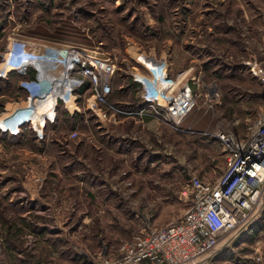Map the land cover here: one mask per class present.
I'll return each instance as SVG.
<instances>
[{"label":"rangeland","instance_id":"374dc122","mask_svg":"<svg viewBox=\"0 0 264 264\" xmlns=\"http://www.w3.org/2000/svg\"><path fill=\"white\" fill-rule=\"evenodd\" d=\"M51 41L110 56L117 66L110 99L122 106H141L134 74L154 78L165 60L167 76L176 84L187 79L200 93L197 129L243 135L264 106V86L248 70L253 59L264 66V0H0V62L16 46ZM11 55L6 65L36 58ZM21 78L0 81V264H93L116 255L140 228L184 213L190 201L182 189L192 173L214 180L222 171L215 139L150 115L100 122L83 107L73 118L59 101L48 118L51 109L39 108L42 93L35 92V105H19L30 93ZM21 115L28 118L1 121ZM44 185L51 191L40 210L29 196ZM258 254L251 264H264V238L221 264Z\"/></svg>","mask_w":264,"mask_h":264},{"label":"built area","instance_id":"2783aa9c","mask_svg":"<svg viewBox=\"0 0 264 264\" xmlns=\"http://www.w3.org/2000/svg\"><path fill=\"white\" fill-rule=\"evenodd\" d=\"M36 50L35 61L8 69L1 66L4 53L0 76L15 70L22 77L19 84L30 93V83H40V92L56 85L59 92L55 105L62 102V108L70 113L84 107L96 115L97 121L111 123L150 115L176 129L215 139L223 151L222 171L214 180L190 175L182 189L190 204L180 217L164 225L140 228L118 247L116 255L99 256L93 264H213V259L264 210V106L243 135L216 126L197 129L193 124L200 117V93L187 79L176 84L167 76L164 59H159L165 70L158 76L149 78V71L134 74L133 81L141 84V106L136 108L110 99L117 68L110 56L87 46L56 41L42 43ZM29 70L34 72L32 78L27 77ZM248 70L264 86V66L253 59L248 62ZM55 105L53 114L46 117H55ZM190 116V124L185 126L183 122ZM76 134L74 131L71 135Z\"/></svg>","mask_w":264,"mask_h":264},{"label":"crops","instance_id":"0c3cea01","mask_svg":"<svg viewBox=\"0 0 264 264\" xmlns=\"http://www.w3.org/2000/svg\"><path fill=\"white\" fill-rule=\"evenodd\" d=\"M50 105V103H49ZM49 105L45 106L44 108L41 107V109L48 111L50 108ZM48 107V108H47ZM54 107V106H53ZM53 107H51V111L53 112ZM46 116V115H45ZM96 119V118H95ZM31 196H29L30 200L35 203L34 207L39 208L42 210V208H46L45 203L49 201L50 197V191L51 188H49V185H44V187H35L32 190H30ZM35 196V197H34ZM12 201V200H11ZM64 201V200H63ZM29 212V211H27ZM20 217H24V214H20ZM19 222H21L19 220ZM13 230V226L10 227V229L2 230V236L5 233H11ZM264 238V210L261 212V214L251 222L250 225L242 232L240 236H238L228 247L224 248L214 259V263H226L231 262L236 259H239L237 255H239V249L240 251L243 249V246L248 245L252 240H257V243H259ZM1 240V237H0ZM2 242L0 241V245ZM4 244V243H3ZM5 245V244H4ZM2 245V246H4ZM259 253V252H258ZM244 257L242 259L243 264H251L253 261H257L260 259V255L256 257H251L248 255H242ZM239 261V260H238ZM241 262H238L240 264Z\"/></svg>","mask_w":264,"mask_h":264},{"label":"bare ground","instance_id":"6f19581e","mask_svg":"<svg viewBox=\"0 0 264 264\" xmlns=\"http://www.w3.org/2000/svg\"><path fill=\"white\" fill-rule=\"evenodd\" d=\"M28 45H30V43H27L24 47H21V48L19 46H16L13 50L6 52L4 55H6L7 53H13V55H11L9 59L18 60L22 56L26 57L29 54L37 53L36 48H34L32 46L29 47ZM137 54H139V53H137ZM23 62H31V61L29 59L25 58V59L21 60L20 62H12V63H9L6 65L5 59H4V61L2 62V69H8L11 66H14V67L18 66L19 64H21ZM28 87H29V89H31V93H30L29 97L27 99H25L26 102H24V101L20 102V104H19L20 106L21 105H31V106L35 105L36 102L35 103L32 102V99H33V96L35 95V92H39V93L44 94L43 97H45V98L42 97L40 99L41 101H40L39 108L40 109H41V107L44 108L45 106L49 105V103L52 101L54 96L59 92L58 91L59 88L56 85H53V86L50 85V87H48V90H46L44 92H40V89H38V88H40V83H38V82L33 83V84L30 83V84H28ZM55 99H56V97H55ZM50 104H51L50 105V109H51V107H53L55 105V100H53V102ZM50 109L48 111H50ZM12 113H13V111H12ZM22 118H28V117L26 115H21V116H18L16 119H14V121H12V122H10V120H9L10 117L5 118V119L3 118V119H1V121H3L4 124L7 123L8 121L10 124H15L16 122H18Z\"/></svg>","mask_w":264,"mask_h":264},{"label":"trees","instance_id":"16d2710c","mask_svg":"<svg viewBox=\"0 0 264 264\" xmlns=\"http://www.w3.org/2000/svg\"><path fill=\"white\" fill-rule=\"evenodd\" d=\"M6 10V7L2 9V11H5ZM35 61V60H34ZM34 72L32 70H29V73H28V76L27 77H30L32 78L34 76L33 74ZM12 75H17L16 71L15 70H11L10 72L7 73V75L5 77H0V81L3 82L4 84L7 83V85L10 83L9 82V78L10 76ZM137 84V82H135ZM19 88V87H18ZM22 88H20L21 90ZM83 88L80 89V91L82 90ZM22 91V90H21ZM26 91V90H25ZM60 110H62V113L66 115H72L73 118H75L77 115L79 116V113L78 111L74 112V113H71V114H68V111L62 107L59 108ZM71 117V116H70ZM59 118V117H57Z\"/></svg>","mask_w":264,"mask_h":264}]
</instances>
